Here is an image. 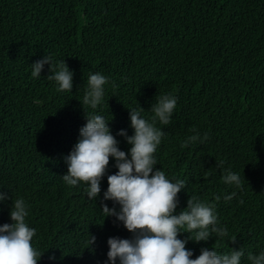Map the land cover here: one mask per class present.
<instances>
[{"label":"trees","instance_id":"obj_1","mask_svg":"<svg viewBox=\"0 0 264 264\" xmlns=\"http://www.w3.org/2000/svg\"><path fill=\"white\" fill-rule=\"evenodd\" d=\"M47 55L54 68L65 61L71 91H57L49 64L32 77L31 64ZM95 73L108 83L93 109L83 96ZM162 95L175 96L177 106L168 125L156 120L164 136L154 171L185 182L176 214L195 196L215 206L217 226L228 233L197 242L189 237L198 230L185 226L177 238L187 240L192 259L205 248L220 255L242 249L241 264H251L249 253L264 252V0H0V193L8 197L0 201V226L12 223L11 197H22L25 222L36 230L32 246L43 253L37 264H111L108 239L133 238L101 209L120 208L103 198L107 177L118 172L115 158L95 200L86 183L64 182L65 157L85 115L109 121L128 153L118 133L134 134L129 109L143 108L151 122ZM205 133L203 143L185 145ZM226 171L239 174L242 186L225 184Z\"/></svg>","mask_w":264,"mask_h":264},{"label":"clouds","instance_id":"obj_2","mask_svg":"<svg viewBox=\"0 0 264 264\" xmlns=\"http://www.w3.org/2000/svg\"><path fill=\"white\" fill-rule=\"evenodd\" d=\"M45 64L50 65L49 80L57 84V91H71L73 88V73L65 61L52 65L50 56L31 64L32 77H39ZM108 78L100 73L90 74L83 96V105L95 109L104 96V86ZM177 106V99L172 95H162L152 104L154 113L152 121L142 118L143 108L129 109L132 136L126 131L118 134L125 136L131 145L128 153L118 148V141L111 134L108 122L100 115H85L87 123L80 129L77 143L65 157L67 174L62 176L64 182L76 186L79 182L88 185L85 189L89 199H97L101 192V179L105 175L109 158L114 157L118 172L107 177L108 188L104 192V200H112L120 205L119 210L102 204V212L106 217L114 216L123 222L124 227L134 234L132 239L109 238L107 243L108 261L111 264H241L244 256L242 249L233 250L229 254L220 255L214 249H201V254L192 259L193 253L187 250V240L178 239L181 228L186 226L191 233L198 230L195 236L189 238L195 241H207L212 234L227 236V229L218 227L215 206L201 202L197 197L190 196L187 208L176 214L178 193L186 187L183 180L171 182L165 172L155 169L157 161L154 153L161 144L164 132L155 126L156 120L163 125L170 123V118ZM195 131V130H193ZM208 139L205 133L203 139L198 134L190 136L185 145ZM225 184L242 186L239 174L226 171L222 177ZM236 195L225 196L230 201ZM8 199L0 193V201ZM218 202L219 196L215 197ZM10 218L11 224L0 226V264H37L43 253H38L32 246L35 229L30 228L25 218L28 215V206L25 200L11 197ZM242 203V201H241ZM211 226V228H209ZM96 237L90 235L88 241L91 246ZM233 238L232 242L235 243ZM251 264H264V252L259 255L248 254Z\"/></svg>","mask_w":264,"mask_h":264}]
</instances>
